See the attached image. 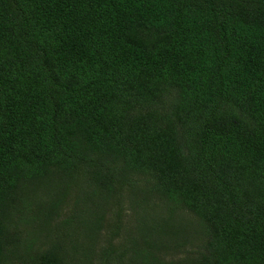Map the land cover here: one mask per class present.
Segmentation results:
<instances>
[{"label": "trees", "instance_id": "16d2710c", "mask_svg": "<svg viewBox=\"0 0 264 264\" xmlns=\"http://www.w3.org/2000/svg\"><path fill=\"white\" fill-rule=\"evenodd\" d=\"M126 198L102 264H264V0H0V264L89 258Z\"/></svg>", "mask_w": 264, "mask_h": 264}, {"label": "rangeland", "instance_id": "374dc122", "mask_svg": "<svg viewBox=\"0 0 264 264\" xmlns=\"http://www.w3.org/2000/svg\"><path fill=\"white\" fill-rule=\"evenodd\" d=\"M126 193L129 194V198L132 199L133 192L129 191V188L126 189ZM132 197V198H131ZM129 198L122 199L121 204H119V207H121V221L118 224L117 221V204L115 201H109L105 205H102L100 211H99V219L96 218V221L100 223V227L96 231V235H94V249L93 252L88 255L89 258H83L80 257L78 260H71L67 261L68 264H102L99 256L102 255V252L106 249L108 245L109 240H113L110 242L114 247L119 251L124 250L125 245L128 244L127 239L128 236L133 234L134 236H137L139 238V231H137L138 227H142V225L137 224L136 217L139 215H135V213L141 212V210L137 207L133 208V205H131L129 202ZM69 199H72V196L69 197ZM71 201H68L62 208L61 211V216L62 219L66 216L70 215L71 211ZM73 207V206H72ZM117 207V208H116ZM80 208V207H79ZM82 210V213L84 215V211L87 209L86 206L80 208ZM178 212L175 214L176 217V225L178 224H183L181 223L183 217H185L186 220H191L197 223V219L194 215H191L190 213L184 211V210H177ZM100 212H102L100 214ZM147 214V215H146ZM146 216L153 215L152 212L146 213ZM88 216V215H87ZM86 216V217H87ZM100 217H103L102 219ZM168 217L169 214H168ZM15 218L19 219V216L16 215ZM92 220H94L92 218ZM95 221V220H94ZM148 222V220H146ZM185 222V220H184ZM143 224V223H142ZM37 223L35 222L34 224H30L28 226L20 224V227H22L27 233H31L33 230L37 228ZM185 225V224H184ZM118 226V231L116 233L115 227ZM191 226V224L187 225ZM31 227H34L32 230L30 229ZM26 235V234H24ZM86 235H81L80 237H76L75 240L79 239H85ZM138 238L135 240L136 242L138 241ZM47 238L44 237L42 231L40 233L39 238L36 240V245H44L47 242ZM180 241V238L175 239V238H167V237H161L160 243L162 245H166L164 250L162 251L161 254L157 255L165 264H170L171 262L178 264L179 261H183L182 258L185 257H193L192 253L189 251H192V248L189 246H185L183 249L178 248V243ZM68 242V241H66ZM172 247V248H171ZM185 250V251H184ZM82 252V251H81ZM117 253V252H116ZM118 254V253H117ZM126 257V256H125ZM115 264V263H111ZM122 264H128L125 260H123ZM132 264H149L148 261L146 260H138L136 262H132ZM179 264H184V263H179Z\"/></svg>", "mask_w": 264, "mask_h": 264}]
</instances>
